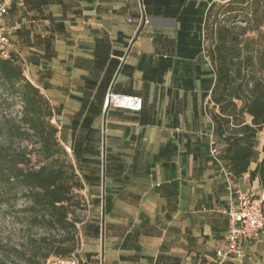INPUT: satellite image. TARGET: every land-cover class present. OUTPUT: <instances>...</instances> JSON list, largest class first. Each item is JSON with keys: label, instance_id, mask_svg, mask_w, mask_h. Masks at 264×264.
Returning <instances> with one entry per match:
<instances>
[{"label": "crops", "instance_id": "obj_1", "mask_svg": "<svg viewBox=\"0 0 264 264\" xmlns=\"http://www.w3.org/2000/svg\"><path fill=\"white\" fill-rule=\"evenodd\" d=\"M221 1L24 0L9 8L11 55L49 101L83 184L80 264H208L223 245L228 216L218 208L227 191L209 156L214 73L204 31L209 6ZM108 92L139 96L141 111L104 110ZM235 182L254 196L262 189L247 174ZM225 264H264V239Z\"/></svg>", "mask_w": 264, "mask_h": 264}, {"label": "trees", "instance_id": "obj_2", "mask_svg": "<svg viewBox=\"0 0 264 264\" xmlns=\"http://www.w3.org/2000/svg\"><path fill=\"white\" fill-rule=\"evenodd\" d=\"M208 19L215 148L232 176L247 174L264 189V145L258 151L264 131V0L213 2L204 31ZM13 98L19 100V110L7 112ZM52 119L49 101L25 77L18 60L0 58V201L9 188L19 191L25 202L12 224L20 231L31 225L72 230V235L52 241L48 233L32 239L18 236L14 243L0 237V264H13L9 255L24 264L67 258L78 245L79 222L70 217L69 207H87L83 184Z\"/></svg>", "mask_w": 264, "mask_h": 264}, {"label": "built area", "instance_id": "obj_3", "mask_svg": "<svg viewBox=\"0 0 264 264\" xmlns=\"http://www.w3.org/2000/svg\"><path fill=\"white\" fill-rule=\"evenodd\" d=\"M24 0H0V58L10 59L12 45L9 41L11 29L4 24V18L14 3L22 4ZM143 24L147 21L143 18ZM143 100L139 96L120 95L113 92L106 94L103 109H118L129 112H139ZM209 156L220 167L226 180L227 206L218 211L228 216V227L223 245L216 250L208 264H225L230 259L243 257V244L255 243L264 239V189L258 196L244 191L235 182L225 163L220 159L215 148L214 138L209 140ZM87 208H89L87 206ZM81 244L78 241L76 250L67 258H55L47 264H80L78 257Z\"/></svg>", "mask_w": 264, "mask_h": 264}, {"label": "rangeland", "instance_id": "obj_4", "mask_svg": "<svg viewBox=\"0 0 264 264\" xmlns=\"http://www.w3.org/2000/svg\"><path fill=\"white\" fill-rule=\"evenodd\" d=\"M219 3V2H217ZM206 29H205V51L209 50V19L206 24ZM21 68L24 70V68L21 66ZM19 100L17 98L12 99V106L9 108V111L7 112H12L15 113L19 110ZM259 140H260V145L258 146V151H260L261 146L264 145V131L260 133L259 135ZM219 149V147H217ZM262 157V155L259 156V159ZM82 194V193H81ZM85 200V199H84ZM23 202L25 200L20 196V193L16 189L9 188V190L6 191L4 200L0 201V237H3L5 239H8L12 243L17 241L18 236H29L30 239L32 238H38L39 235L41 234H49L50 240H58L62 237H65L67 235H72V230H68L65 232L62 231H56V230H45L42 228H39L37 226H27L23 228V231H20L18 225L12 224L13 221L18 220V217L21 216L19 214V210L23 206ZM76 202V201H74ZM8 204V205H7ZM69 210L72 212V215L70 217H75L79 223L76 224V229H77V234L75 236H78V241L80 242V237H79V229L80 224L87 222V216H88V208L83 207V204L79 205H70ZM55 256L49 257L44 263L42 264H47L48 261L55 259ZM9 259L13 264H24L23 261L17 260L13 255H9ZM38 261L40 260H35L31 261L28 264H38Z\"/></svg>", "mask_w": 264, "mask_h": 264}]
</instances>
